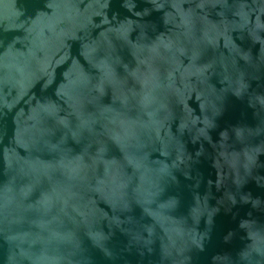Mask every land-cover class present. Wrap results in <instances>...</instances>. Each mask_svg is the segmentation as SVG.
Here are the masks:
<instances>
[{"label":"water","instance_id":"1","mask_svg":"<svg viewBox=\"0 0 264 264\" xmlns=\"http://www.w3.org/2000/svg\"><path fill=\"white\" fill-rule=\"evenodd\" d=\"M0 264H264V0H0Z\"/></svg>","mask_w":264,"mask_h":264}]
</instances>
